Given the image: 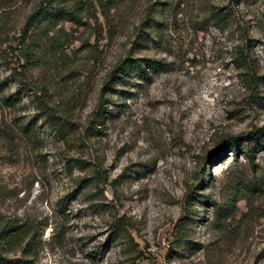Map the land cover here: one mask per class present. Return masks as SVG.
<instances>
[{
	"label": "rangeland",
	"instance_id": "obj_1",
	"mask_svg": "<svg viewBox=\"0 0 264 264\" xmlns=\"http://www.w3.org/2000/svg\"><path fill=\"white\" fill-rule=\"evenodd\" d=\"M39 1L0 0V219L38 241L13 264H264V150L213 160L264 125V0H91L22 39Z\"/></svg>",
	"mask_w": 264,
	"mask_h": 264
},
{
	"label": "trees",
	"instance_id": "obj_2",
	"mask_svg": "<svg viewBox=\"0 0 264 264\" xmlns=\"http://www.w3.org/2000/svg\"><path fill=\"white\" fill-rule=\"evenodd\" d=\"M111 2L112 0H98V3L103 10H105ZM90 3H92L91 0H40L26 18L22 39L26 38L30 29L40 27L44 22L53 24H58L61 21L79 22L80 16L88 10ZM242 63L247 65L245 60H243ZM130 70L141 71V65L138 63V60L135 58H126L118 61L104 78L102 84L104 87L103 89L110 87V83L113 79H124L122 78L123 75H128ZM257 79L258 78L253 76L250 79L251 84L249 85L255 86ZM42 94L45 95L43 90ZM38 97V105L46 114L47 120L54 129L56 136L68 141L67 132L69 128L66 120L58 115L52 107H49L48 104H46L47 101L44 96L42 97L40 95ZM102 97L103 95L101 94L98 103L89 115L90 123H93L96 119L104 117L108 111L106 106H104ZM244 139V142L238 138L228 139L227 146L224 149L219 150L215 154L213 160L221 159L224 153L232 152L236 155L239 152H242L246 158L252 162L254 153L256 151L264 150V125L253 126L250 130L246 131ZM64 159L70 167L78 162V160L71 155H65ZM208 170L209 166L206 165L204 167V175L209 174ZM0 220H2L0 221V263L13 264L21 261L27 262L26 259L21 260L12 258L9 254L8 248H22L24 257H33L37 254L38 241L34 235L29 234L26 225L20 224L19 221L11 218ZM124 225L125 222L123 219L120 218L116 220L114 223V232L118 233V235H122Z\"/></svg>",
	"mask_w": 264,
	"mask_h": 264
}]
</instances>
